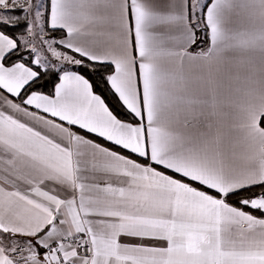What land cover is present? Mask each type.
<instances>
[{
  "label": "snow or ice",
  "instance_id": "obj_1",
  "mask_svg": "<svg viewBox=\"0 0 264 264\" xmlns=\"http://www.w3.org/2000/svg\"><path fill=\"white\" fill-rule=\"evenodd\" d=\"M252 88L264 0H0V264H264Z\"/></svg>",
  "mask_w": 264,
  "mask_h": 264
},
{
  "label": "crops",
  "instance_id": "obj_2",
  "mask_svg": "<svg viewBox=\"0 0 264 264\" xmlns=\"http://www.w3.org/2000/svg\"><path fill=\"white\" fill-rule=\"evenodd\" d=\"M237 103L240 104L241 107L237 111V114L229 121V131L233 140H239L241 136V129L239 125L242 122L243 114L247 110V108L250 106L254 107L255 109L264 108V103H262L260 99H258V92L255 88H252L247 93L242 94L238 98ZM202 160L203 155L198 152V149L190 143H185L172 150V155L169 157L167 162L173 165H188L189 167L183 170H187L189 171V174H192L190 166L195 163L201 162ZM230 162L234 163L237 171L254 166L244 161L243 159Z\"/></svg>",
  "mask_w": 264,
  "mask_h": 264
}]
</instances>
